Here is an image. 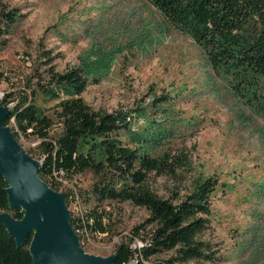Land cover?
Listing matches in <instances>:
<instances>
[{
	"label": "rangeland",
	"instance_id": "obj_1",
	"mask_svg": "<svg viewBox=\"0 0 264 264\" xmlns=\"http://www.w3.org/2000/svg\"><path fill=\"white\" fill-rule=\"evenodd\" d=\"M9 12L17 21L0 41V103L9 96L12 109L35 97L55 121L50 135L56 137L59 102L44 89L51 73L83 67L87 105L135 112L122 140L134 146L141 139L152 155L172 157L175 174L150 178L161 196H184L207 180L217 184L209 229L199 237L211 245V258L177 264H264V110L237 96L196 43L147 0H0V16ZM9 127L18 131L14 120ZM18 138L40 161L41 141L21 132ZM97 180L90 171L65 178L59 190L68 194L71 216L92 211ZM103 209L112 232L83 238L88 254L115 255L122 242L142 243L152 229L144 226L148 213L130 203L106 202Z\"/></svg>",
	"mask_w": 264,
	"mask_h": 264
},
{
	"label": "trees",
	"instance_id": "obj_2",
	"mask_svg": "<svg viewBox=\"0 0 264 264\" xmlns=\"http://www.w3.org/2000/svg\"><path fill=\"white\" fill-rule=\"evenodd\" d=\"M147 1L171 26L196 43L215 73L230 81L237 96L245 98L252 109L264 110V0ZM0 17L1 41L17 16L9 12ZM88 75L83 67L51 73L50 86L44 92L59 102L54 114L61 133L56 137L50 135L55 121L36 105L35 97L19 101L5 125L10 126L14 120L18 131L11 129L17 140L21 132L41 141L40 177L55 191L60 192L55 176L60 172L64 178L87 171L98 177L90 192L94 208L82 218L72 216L75 230L85 227L92 236L109 235L112 231L103 209L106 202L130 203L148 213L144 226L152 229L143 238L142 247L134 245L135 238L122 242L116 247L114 264H131L135 259L138 264L210 259L211 245L199 237L209 229L211 195L217 184L207 180L184 196L178 191L161 196L150 184V178L152 174H175L172 157L152 155L141 139H133L134 146L124 142L121 134L131 131L135 112L92 109L83 99L89 85ZM8 99L9 96L0 105H7ZM6 188L5 180L0 177V210L22 219L20 209H10ZM31 241L32 238L18 247L0 222V264H34L29 252ZM165 253L172 256L151 261Z\"/></svg>",
	"mask_w": 264,
	"mask_h": 264
},
{
	"label": "water",
	"instance_id": "obj_3",
	"mask_svg": "<svg viewBox=\"0 0 264 264\" xmlns=\"http://www.w3.org/2000/svg\"><path fill=\"white\" fill-rule=\"evenodd\" d=\"M10 112V106L0 105V177L7 185L10 209H20L23 218L0 210V222L9 236L18 247L32 238L29 252L34 264H114L116 255H91L81 246L66 194L40 177L42 162L29 155L5 125Z\"/></svg>",
	"mask_w": 264,
	"mask_h": 264
},
{
	"label": "built area",
	"instance_id": "obj_4",
	"mask_svg": "<svg viewBox=\"0 0 264 264\" xmlns=\"http://www.w3.org/2000/svg\"><path fill=\"white\" fill-rule=\"evenodd\" d=\"M57 177V180L59 182V185H62L63 183H65V178H64V173L63 172H60L59 174H56L55 175ZM90 224H92V221L90 222ZM78 236L80 237V239L82 240L83 238H93V237H102L104 235H101V234H96L95 236H92L90 234V232L85 228H79L78 230H76ZM81 244L83 245V241H81ZM135 246L141 248L142 247V243H139V242H135L134 244Z\"/></svg>",
	"mask_w": 264,
	"mask_h": 264
}]
</instances>
